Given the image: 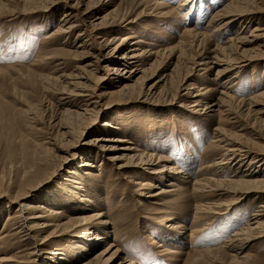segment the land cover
<instances>
[{
  "label": "rangeland",
  "instance_id": "rangeland-1",
  "mask_svg": "<svg viewBox=\"0 0 264 264\" xmlns=\"http://www.w3.org/2000/svg\"><path fill=\"white\" fill-rule=\"evenodd\" d=\"M193 1L196 4L191 6L187 0H0V258L5 260L0 264H55L46 253L28 259L30 244L19 232L17 202L12 199L20 194L28 196L21 201L36 198L65 211L70 219L103 214L108 222L100 229L105 239L93 246L82 239L80 235L88 231L80 227L67 233H51L52 228L32 232L34 239L48 240L47 250L63 253L64 264L91 259L93 264H230L223 242L264 204V193H249L223 207L221 215L198 214V200L221 202L228 196L200 192L193 182L231 178L236 169L216 172L207 167L224 152L218 131L238 136V141L255 149L264 145V118L239 101L264 90V46L242 47L247 57L256 59L235 75L216 77L218 68L208 62L229 37L249 36L255 25L264 27V0H253L252 5L262 11L252 14L248 24L236 22L219 37L211 33L210 19L230 0ZM65 12L70 13L65 26L75 27L57 32L65 23ZM104 15H109L107 24L95 35L92 25ZM79 44L86 48L79 47L75 54ZM116 46L120 51L115 55ZM132 49L139 54V67L155 72L152 78L141 81L138 73L125 82L114 73L118 57ZM227 52L219 53L221 59ZM176 60L179 69L172 81H166ZM95 64L98 69L89 71ZM78 67L88 80L61 77L75 75ZM184 76L188 80L181 83ZM67 80L79 81L82 87L65 84ZM156 80H162L160 95H139L141 88L147 90ZM123 83L129 85L124 96L119 91ZM62 85L67 87L64 93ZM186 85L204 88L194 94L206 98L202 102L208 103L206 113L191 111L194 98L186 94ZM68 89L83 95L61 101ZM222 91L236 99L219 108L214 104ZM87 97L98 101V112L84 126L74 113L83 111ZM65 109L70 112L64 113ZM99 138L104 140L96 143ZM123 139L139 149L137 154L164 156L165 161L155 159L156 169L180 167V179L168 173L151 174L148 168H117L123 161L113 158L128 145ZM83 160L90 167L78 166ZM247 161L243 173L258 164L257 160L247 166ZM261 167L258 177L264 175ZM162 189L172 191L151 195ZM89 199L91 211L82 209ZM111 244V251L99 257ZM245 254L250 256L247 264H264V237L249 243L240 256Z\"/></svg>",
  "mask_w": 264,
  "mask_h": 264
},
{
  "label": "bare ground",
  "instance_id": "bare-ground-1",
  "mask_svg": "<svg viewBox=\"0 0 264 264\" xmlns=\"http://www.w3.org/2000/svg\"><path fill=\"white\" fill-rule=\"evenodd\" d=\"M187 1H189L188 4L190 3L191 6L196 4V2L193 0H187ZM252 2L253 0H230L221 9L217 10L214 13L213 17L210 19V22H212V24L214 25V28L211 30V33L219 37L231 25H234L236 22L238 23L242 21L243 24L245 23L248 24L250 20L254 18V16H251L252 14L262 11L260 7L253 6ZM181 4L186 5L185 3H182V2ZM181 4L179 6H181ZM199 5L200 4H198V6ZM69 15L70 13L68 12L64 13V18L62 19V21L65 23L57 27L56 29L57 32H61V33L70 32V30L73 29V27H75L72 24L67 25V27L65 26L66 23H69V20H65V18L68 17ZM108 16L109 15L102 16L101 21L99 23L92 25V29L94 31H97L95 35L99 33L98 30H100L102 26L107 24V19L109 18ZM187 33L189 35L192 34V32L189 30L187 31ZM204 35L203 33H201V36L204 37ZM193 36L197 37L198 35L194 34ZM107 44L108 43H106V45ZM253 44H257V46L259 47L264 46V27L260 28L258 25H255L252 28L249 36H240V34H238L234 37H229L226 40V43L225 45H223V47H216L215 55L212 57V60L208 62L210 64H215V66L218 68L216 71V77L220 75L221 76H224V75L229 76L232 74L235 75L239 73L240 70H242L243 68H247L250 64H252V61H254L256 58L254 56L247 57L244 54L246 53L245 52L246 50L243 49L242 47L246 45H253ZM79 47L82 49L86 48L83 44H79L77 46V49L73 51L75 54H78ZM117 47L118 46L114 47L113 49V52L115 53V55L118 54V51H120V49L118 50ZM174 48L175 47H171L169 48V50H173ZM227 49L229 50V52H227L225 57H222L221 59L219 53H221L222 51L225 52ZM232 49L234 51H232ZM138 57H139V54L135 52V49L126 51L120 57H118L119 60L117 61V63L119 65H117V67L116 66L113 67V70L115 71L114 73L117 75H120L122 79H124L125 82L132 81L138 75V73L141 74L139 78L141 81L142 80L146 81L152 78L153 73L155 72L152 71V73H148L150 68H145L142 66L139 67V64H137V62L140 61L138 60ZM154 62L152 65H150L151 68L154 65ZM96 64L95 66L93 65L94 67L92 68V70L90 69L89 71H93L94 68L97 70L98 68ZM179 65L180 64H178V60H176V63H174V67L171 70V73L165 75V77L168 76V79H166V81L173 80V75L175 74V71L179 69ZM77 69L79 71L75 75L72 73L70 75L67 74L61 77L65 78V80L67 78L69 79L75 78L76 80L78 77H85V79L87 78L88 80L87 75L85 76L81 75V72H84V71L80 67H78ZM186 76L181 78L180 80L181 83L183 81L188 80V77L185 78ZM165 77H164V80H165ZM58 78L59 77H57L56 79ZM162 80H158V81L156 80V82L151 83V85L147 88V90H142L141 88L139 95L142 94V95L151 96V97L160 95L161 91L160 90L157 91V90H158L160 81ZM64 83L73 85L75 88H78V89L82 87V83L79 81L67 80ZM183 84H181V86ZM128 86L129 85L127 83H123L121 85V87L119 88L120 95L124 96L125 94H127ZM61 89L63 93L67 91V87L65 85H62ZM184 89L186 90V94L190 96L192 95V97L194 98L193 103L190 105V107L192 108L191 111L195 114L206 113L207 112L206 110L209 108L207 106L208 103L206 102L202 104L203 99H206V98H201L200 96L202 94L200 93L194 94V91L197 90L198 92V91L203 90L204 88H199L195 85L193 86L186 85ZM68 91L69 92L66 93L68 94V96L59 98L61 101H64V100L69 101V98L71 97V95H74V96L83 95L78 92L76 93L73 92V89H70V90L68 89ZM220 94L221 96L218 97L217 103L214 104L219 108L229 105V102L231 100L236 99L232 96H229L226 91H222L220 92ZM94 97H99V96L97 95ZM239 101L242 102L243 104H246L250 112L254 111V113L259 114L260 116L264 118V90L254 92L249 97H242ZM96 105H98V101H95V100L91 101V98L87 97V99H85V104H84L85 107H83V111L82 112L75 111L74 116H76L77 120L83 119L85 121L84 126H88L93 121L92 116H95L98 112L95 110ZM198 106H201V108L196 109ZM199 111H202V112L199 113ZM63 112L68 114L70 111L68 109H65ZM220 112H221V109H220ZM217 133H218L217 137H219V141L221 143H224V145L222 146L224 148L223 149L224 152H222V154H220L218 158L214 159L207 167L215 168L216 172H219L220 170L222 171L223 169L225 170V168L230 169V167L231 168L234 167L236 169L234 170V173L231 178L223 177V178L218 179L214 177H207V178L196 179L193 182L195 190H198L200 192H209L210 194L213 193L214 197L215 196H220V197L228 196V198L225 201H221V202H217L213 199L211 200L206 199V201H202L201 199L198 200L197 203L195 204V211L198 214L208 213V214L221 215L225 213V211H221L223 207H226V206L230 207L231 205H234L241 198L248 196L249 193L254 192L253 194L255 195H258V194L261 195V193H264V175L263 177H258V175H256L257 172L262 170L261 166L264 165V145L255 149L253 145H249L246 142L243 143L240 140L238 141L237 140L238 136L228 137L227 135L225 136L220 131H218ZM261 138L264 140L263 137ZM102 139L103 138L94 139V140L96 141V143H98ZM122 141H126L128 145L124 146L123 148H120V149H123L124 152L120 153L118 156H115L113 158L117 161L119 160L123 161V163L121 162V164L119 163V165L117 166V168H119L120 170L125 169L127 167H133V168H139V169L141 168L143 171H146L147 170L146 168H148V169H151V172H150L151 174L168 173V174H173L174 177L180 179L179 178L180 174H182V170L180 167L171 165L167 167H162L161 169L154 168V165H157V163H155V159H157L158 162L165 161L163 159L164 156L154 157L153 155L155 154L146 155L144 152H141V151L137 154V151H139V149L133 147L134 144L132 142H129L124 139ZM100 147L105 148L106 145L101 144ZM130 152H135V153L131 155ZM246 160H248L247 166L254 164V161H257V160H258V164L255 166L254 169L248 168L243 173L242 167ZM90 165L91 164H89L87 161L83 160L82 163H80L78 166H81V167L89 166L90 167ZM146 165H150V166L143 167ZM85 174L88 175L89 172L86 171ZM239 174H241L240 178H238ZM143 184L144 183H142V185ZM177 187L179 189L181 188L180 185H178ZM153 188L158 189V186H153ZM81 190L83 191V187ZM170 191L172 190L162 189L159 192L152 193L151 195L156 196L163 192L166 193ZM27 197L28 196H26L25 194H20L12 199L13 201L17 202V207H18L17 216L19 218V223H20L18 226V229L20 230L19 232H23L22 236L25 237L24 240L29 241L28 243L30 244V249L29 251H27L28 259L35 260L36 257H40L42 256L43 253H46L47 255H49L48 258H46L45 256L43 258H46L49 261L54 262L55 264L57 263L64 264V262L67 261V258L63 253L59 251L47 250L46 243H48V240L46 238L42 240H36L34 239V237H32L33 235L32 232L36 228H40V230L41 229L47 230V229L52 228L51 233L55 232L56 230L62 233H67L69 231H74L80 227L88 231L85 234L80 235L81 237H83L82 239L87 242L88 246L89 244L93 246L94 242L98 244L99 242L104 241L105 238L103 235H105V233L100 229H103L107 225L108 222L103 218L104 216L102 213H98L95 215H89V216H81L78 218L70 219L69 217L65 215V211H58L59 209L53 206L47 205L44 202H39L36 200V198H34V200L32 201H21V199H25ZM86 202L87 203H83V204H86L87 207L82 208V209L91 211L93 207L91 205V200L89 199ZM216 208H219V209L216 210ZM166 219L169 221L173 220L172 217H168ZM100 226H103V227H100ZM92 228H94L95 231H92L93 233L92 232L90 233V230ZM98 230H100L101 232L95 233ZM51 236H48V237H51ZM263 237H264V204H260V206H258V210H256L251 215L248 222L244 226L234 231L223 242V247L227 249L228 254L231 257L230 264H247V262H249L248 260L250 259V256H248L247 254L240 256L242 250L252 241L263 238ZM111 248H112V244L107 245V247L101 251V253L99 254L100 255L99 257L105 256L109 251H111ZM115 253L116 251H113L111 253V256L112 257L116 256ZM4 261L5 260L3 258H0V263ZM80 264H93V260L91 259L88 261H84V262H81ZM125 264H134V262L128 261Z\"/></svg>",
  "mask_w": 264,
  "mask_h": 264
}]
</instances>
